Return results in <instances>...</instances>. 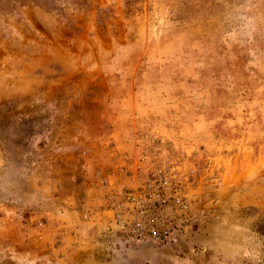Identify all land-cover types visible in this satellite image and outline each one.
I'll list each match as a JSON object with an SVG mask.
<instances>
[{
	"label": "rangeland",
	"instance_id": "1",
	"mask_svg": "<svg viewBox=\"0 0 264 264\" xmlns=\"http://www.w3.org/2000/svg\"><path fill=\"white\" fill-rule=\"evenodd\" d=\"M0 264H264V0H0Z\"/></svg>",
	"mask_w": 264,
	"mask_h": 264
},
{
	"label": "built area",
	"instance_id": "2",
	"mask_svg": "<svg viewBox=\"0 0 264 264\" xmlns=\"http://www.w3.org/2000/svg\"><path fill=\"white\" fill-rule=\"evenodd\" d=\"M119 226H120V231L124 232L125 236L128 237V238H132V236H134V238H136L137 236L141 235L139 229H133L131 232H129V229H128L129 225L127 224L126 220H123V221L120 220L119 221ZM151 227H153V225H151ZM153 228L155 229V232H156L155 234L158 235L159 238H165V235L167 234L166 231L159 232L156 227H153ZM135 230L137 231V233L135 235H132V234H134Z\"/></svg>",
	"mask_w": 264,
	"mask_h": 264
}]
</instances>
